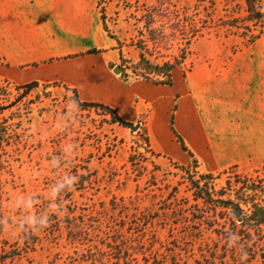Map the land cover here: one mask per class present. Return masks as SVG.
I'll return each instance as SVG.
<instances>
[{
    "label": "rangeland",
    "instance_id": "1",
    "mask_svg": "<svg viewBox=\"0 0 264 264\" xmlns=\"http://www.w3.org/2000/svg\"><path fill=\"white\" fill-rule=\"evenodd\" d=\"M51 1L62 5L0 3L29 10L28 28L60 50L69 39L51 22ZM81 1L93 27L75 40L76 55L96 50L92 58L114 61L123 78L119 58L136 61L142 48L150 62L174 64L169 100L154 108L136 97L133 131L112 121L113 109L82 105L66 84L37 82L25 93L35 81L8 76L1 36L0 264H264V226L232 227L223 210L193 201L180 170L191 158L170 134L174 123L198 174H212L213 193L234 175L264 184V24L248 20L243 0ZM166 136L178 156L158 145ZM65 185L69 195L58 196ZM22 224L42 228L32 249ZM13 250L19 256L2 262Z\"/></svg>",
    "mask_w": 264,
    "mask_h": 264
},
{
    "label": "crops",
    "instance_id": "2",
    "mask_svg": "<svg viewBox=\"0 0 264 264\" xmlns=\"http://www.w3.org/2000/svg\"><path fill=\"white\" fill-rule=\"evenodd\" d=\"M60 2L61 7L51 1L48 9L51 22L57 29L60 27L65 39H69L67 46L60 50L57 47H45L41 43V32L36 29V24L28 28L26 19L23 20L22 17L29 15V10L20 12V9L0 3V37L3 36L6 41L4 49L6 48V59L9 62L5 70L13 81L17 84L34 81L39 84H66L75 89L81 103L105 105L113 109L125 122H132L138 116L141 106L140 100L135 101L136 97L154 108H161V105L168 102L172 86H156L144 80L125 82L121 73L118 76L113 74L117 69L110 64L114 61H96L92 58L96 54L77 56L81 50H76L75 40L91 38L93 22H84L85 10L81 0ZM2 44L0 43V47ZM164 110L157 109L156 119L160 121L161 130L165 125V120L161 119V111ZM173 129L198 164L196 156L186 145L183 135L177 131L174 123ZM170 134L174 142L179 144L171 131ZM158 145L178 156L169 137L161 138Z\"/></svg>",
    "mask_w": 264,
    "mask_h": 264
},
{
    "label": "trees",
    "instance_id": "3",
    "mask_svg": "<svg viewBox=\"0 0 264 264\" xmlns=\"http://www.w3.org/2000/svg\"><path fill=\"white\" fill-rule=\"evenodd\" d=\"M245 11L247 13L248 20L254 25L262 28L264 24V7L260 0H243ZM103 29L104 25H103ZM262 30H258V34H261ZM257 37V36H255ZM140 52L138 60L124 61L119 58L120 66H124L125 74L123 80L137 81L144 80L156 86H172L174 64L163 63L155 64L150 62L142 53V48H139ZM96 50H92L87 54H96ZM183 59V56H181ZM75 103L78 104V100L75 98ZM82 105H98L93 103H82ZM102 106V105H100ZM109 115L113 122L119 123L123 126L131 125L128 122L120 120L117 114L109 110ZM170 131L173 133L181 149L188 154L191 160L186 166H180V170L186 175L184 180L188 186L192 189V199L195 202H202L203 204L213 206V208H220L227 214L228 223L232 227H237L244 230L258 229L264 226V184L260 181L234 175L230 179L223 191H217L213 193L212 188V174H198V164L193 154L186 148L180 136L174 131L173 123H171ZM4 131L0 128V146L4 139ZM87 178L80 176L78 179L77 189L82 188ZM71 187L65 185L59 188L58 196H61L64 192L69 195ZM68 199V196H67ZM20 234L22 245L25 249H32L36 243V235L33 229L39 231L42 229L39 225L36 228H28L26 224L20 226ZM68 229V235L70 238H76V235L71 233V228ZM82 233V232H81ZM9 256L2 257L1 261L5 259L19 256L18 251H11ZM170 264H178L172 262Z\"/></svg>",
    "mask_w": 264,
    "mask_h": 264
},
{
    "label": "water",
    "instance_id": "4",
    "mask_svg": "<svg viewBox=\"0 0 264 264\" xmlns=\"http://www.w3.org/2000/svg\"><path fill=\"white\" fill-rule=\"evenodd\" d=\"M118 70V69H117ZM38 86V83L37 82H34V83H31V84H28L26 86V90H25V93H27L28 91H30L32 88H35ZM130 127L131 130L135 131L138 129V126H131V125H128Z\"/></svg>",
    "mask_w": 264,
    "mask_h": 264
}]
</instances>
